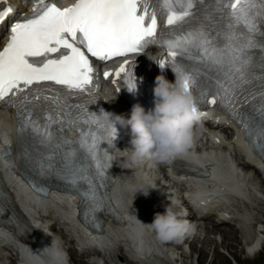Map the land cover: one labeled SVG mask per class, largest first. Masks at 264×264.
Masks as SVG:
<instances>
[{"label":"snow or ice","instance_id":"1","mask_svg":"<svg viewBox=\"0 0 264 264\" xmlns=\"http://www.w3.org/2000/svg\"><path fill=\"white\" fill-rule=\"evenodd\" d=\"M10 11L0 12V21ZM193 20L197 26L192 31L176 34ZM224 22L221 33L216 25ZM214 29L217 36H224L223 44L212 35ZM156 43L166 48L159 65H171L176 81L196 91L194 106L201 100L222 105L264 158V0H75L67 7H58L54 0H34L32 11L12 23L0 50V102L16 107L18 136L36 133L47 149L35 155L23 152L25 162L68 181L90 199L94 210L102 202L95 181L104 179L112 159L100 141L106 139L111 146L117 130L87 107L92 99L89 54L110 60ZM193 49L201 53L196 59L219 73L214 85L201 87L180 62L179 57L191 55ZM129 62L120 64L116 76L132 90ZM84 93L88 94L84 103L68 102L69 95ZM38 111L48 113L47 119L41 121ZM73 126L79 129L75 142L66 136L67 127ZM81 150L94 162V169L76 162ZM10 151V146L4 149L6 157ZM9 163L15 162L9 159Z\"/></svg>","mask_w":264,"mask_h":264},{"label":"clouds","instance_id":"2","mask_svg":"<svg viewBox=\"0 0 264 264\" xmlns=\"http://www.w3.org/2000/svg\"><path fill=\"white\" fill-rule=\"evenodd\" d=\"M153 104L145 109L140 103H134L130 114L114 115L104 112L99 119L104 124H119L130 132V145L119 149L127 158L129 168H135L145 159L157 163L171 160L183 153L192 143L194 126L199 119L198 108L194 106L190 88L181 83L168 80L163 74H157L152 87ZM135 193L134 183H129ZM187 209L172 199L164 206L163 212H156L151 223H144L136 216V221L143 229L151 228L161 241L182 239L191 228L186 218ZM22 264H67V254L58 240L35 251L31 248L21 254Z\"/></svg>","mask_w":264,"mask_h":264},{"label":"bare ground","instance_id":"3","mask_svg":"<svg viewBox=\"0 0 264 264\" xmlns=\"http://www.w3.org/2000/svg\"><path fill=\"white\" fill-rule=\"evenodd\" d=\"M236 142L240 143L241 147H244V145H243L244 141L241 139L240 135L237 136ZM235 150H239V149L235 148ZM218 152L220 154H222V151L220 149V145H215L214 154H217ZM237 152H239V151H237ZM235 158L237 159V162H236V164H231V170L229 171L230 174L232 173L231 175L234 179L233 181L230 182V184L220 183V181L215 180L212 177V172H211V174L208 175V177L201 178L202 181H198V179H197V182L195 181V183L198 187V190L205 193V198L203 200H210L214 197H216V198H223V197L227 198L229 195L247 197V189L252 188V187L256 190V192L259 196L264 197V168L261 165H259V162L256 158H253L252 161L254 163L258 164L257 166H252L253 164L252 165H245L244 164V167L249 169V170H247L245 168L241 169L239 166L242 163H239V165H237V163H238V161L243 162L242 158L237 157L236 155L234 156V159ZM219 164H221V163H219ZM204 165H207V164L204 163ZM258 166L261 169L259 168V170H258L257 169ZM208 167H210L211 171L214 168L212 164L208 165ZM239 175H241V177H239ZM248 178H251V181H249ZM199 180H200V178H199ZM236 182L239 183L240 185H238ZM260 183H261L262 188L258 189L257 184H260ZM243 204L247 208L252 207V208H255L256 211H259V210H257V207L251 206V204L248 202L247 203L243 202ZM209 207H212L211 202L206 206V208H209ZM216 209L219 212H221L222 214L224 211L225 212L227 211L228 213L233 214L232 216H229V219L226 221L228 223L233 221L234 222L233 225H235V223H237L240 228H243L244 224H245L244 222L245 221L247 222L248 225L245 224V225H247V228L240 230L241 238L243 239V244L245 246V250L247 251V252H245V254H247L249 256H253L252 254H259L260 251L262 250L263 246H264V222H262L261 224H259L258 222L254 223L253 229L255 230V235L253 237H250V235H249V225L250 224L249 223H250L251 219L249 218L248 215L241 213L237 216L236 211H234L230 208L220 207V205H217ZM212 210L213 209H209L210 213L212 212ZM237 221H239V222H237ZM213 230L216 232V234H220L221 236H224L225 239H227V238L228 239L232 238V240L236 239L237 243L234 244L235 247L241 245L239 232L237 235L234 231L231 232V230H229L227 228H222V227L221 228H217V227L215 228L214 227ZM130 231H131V233L134 232V230L132 229L131 226H130ZM0 233L5 234L6 240H9L11 237L10 234L8 232H5L4 230H2V228H0ZM128 233H130V232H128ZM209 236H210V234L205 232V238H209ZM219 239H221L220 236H219ZM181 241H182V239H181ZM229 241H231V240L221 241L222 243L220 244V246H217L218 245L217 242L215 243V242L210 241L209 245L205 246L206 248H198L199 247L198 244L201 243V241H200V239H197L196 241L191 243L190 247H191L192 252L199 253V255H200L199 260L200 261L203 262V260L205 259V255L203 253V250H208V251H211V253H209V254H211V257H212V260L210 263L211 264H220V263H224V260H222V258L219 257V255L217 256L215 254V252L220 247H222L226 251L230 252L231 249L228 245ZM3 244H4L3 241H0V259H4V255H6L7 251H8V249L5 248L3 246ZM259 245H260L261 249H257L259 247ZM242 248H244V247H242ZM255 249H256V252H254ZM171 254H172V252H171ZM91 256L94 258H99L100 255L95 252ZM77 257L79 260H81L79 256H77ZM94 258H93V260H94ZM256 258H259V255H257ZM102 259H103L104 264H108V262L104 258H102ZM235 260H238V257L236 254H235ZM244 260L249 262L248 261L249 259L247 257H245Z\"/></svg>","mask_w":264,"mask_h":264},{"label":"rangeland","instance_id":"4","mask_svg":"<svg viewBox=\"0 0 264 264\" xmlns=\"http://www.w3.org/2000/svg\"><path fill=\"white\" fill-rule=\"evenodd\" d=\"M253 204L258 207H261L260 209H263L264 210V202H259V201H254ZM250 214H252V216H254L256 219L254 220H258L260 218L264 219V212H260V213H257L255 210H252L250 208L249 210ZM230 228L232 229V231H234L237 235H238V232H239V236H240V241H243V239L241 238V233L239 231V229H234V227L232 225H229ZM250 235H252V232H250ZM218 236L217 235H212L210 238H203L201 240V243L199 244V247L198 248H206L205 246L209 245L210 241L212 242H217L219 241L218 240ZM181 240V239H180ZM234 241V242H233ZM189 242L190 240H188L187 243H185V246L184 248H182V250H175L172 252L175 253V256L177 258V261L175 262V264H211V260H212V257H211V251H208V250H203V253L205 255V259L202 261H200V255L199 253L197 252H192L190 253V248H189ZM236 239L234 240H231L228 242V245L230 247V252L229 251H226L225 249H223L222 247L218 248V251L215 252V254L219 257L222 258V260H224V263H220V264H263L264 263V256H263V253L260 252V254H252L253 256H249L247 254H245V252H247L245 250V246L244 244L242 245H239L237 247L235 246H232L233 244H236ZM204 244V245H203ZM202 246V247H201ZM244 248H242V247ZM238 248V249H237ZM235 254L237 255L238 257V260H235ZM259 255V258H256V256ZM247 257L249 260V262L245 261L244 258ZM184 259V260H183Z\"/></svg>","mask_w":264,"mask_h":264}]
</instances>
